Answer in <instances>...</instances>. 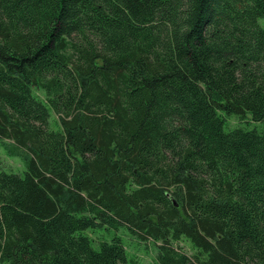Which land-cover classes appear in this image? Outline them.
<instances>
[{"label": "trees", "instance_id": "16d2710c", "mask_svg": "<svg viewBox=\"0 0 264 264\" xmlns=\"http://www.w3.org/2000/svg\"><path fill=\"white\" fill-rule=\"evenodd\" d=\"M261 22L264 0H0L24 166L0 171V264H138L119 230L156 264H264Z\"/></svg>", "mask_w": 264, "mask_h": 264}, {"label": "rangeland", "instance_id": "374dc122", "mask_svg": "<svg viewBox=\"0 0 264 264\" xmlns=\"http://www.w3.org/2000/svg\"><path fill=\"white\" fill-rule=\"evenodd\" d=\"M261 24L264 26V22H261ZM36 94L40 98H43V94L41 92L36 91ZM52 121H54V116L51 118V123L53 124ZM238 125H240L238 119L230 117L227 120L226 129H231ZM252 127L258 131H264V122L251 124L250 128ZM23 170L24 166L22 160L17 157L9 156L0 145V171L22 174ZM87 234L93 239V247L95 248L98 246V238L109 240L113 235L111 232L107 235L104 231L98 230L95 232H87ZM117 235H119L123 240L128 258L136 260L138 264H156V252L153 246L138 243L137 240L123 230H119ZM182 247L188 254L190 253V247L187 243H182Z\"/></svg>", "mask_w": 264, "mask_h": 264}]
</instances>
